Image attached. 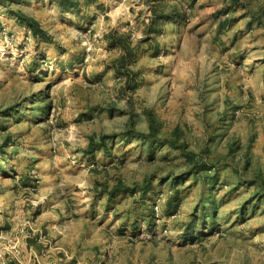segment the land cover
Masks as SVG:
<instances>
[{
    "label": "rangeland",
    "instance_id": "1",
    "mask_svg": "<svg viewBox=\"0 0 264 264\" xmlns=\"http://www.w3.org/2000/svg\"><path fill=\"white\" fill-rule=\"evenodd\" d=\"M0 264H264V0H0Z\"/></svg>",
    "mask_w": 264,
    "mask_h": 264
},
{
    "label": "trees",
    "instance_id": "2",
    "mask_svg": "<svg viewBox=\"0 0 264 264\" xmlns=\"http://www.w3.org/2000/svg\"><path fill=\"white\" fill-rule=\"evenodd\" d=\"M29 20H30V24H31L32 28H33V27L35 28V27H36V24H37L36 21H35L34 19H29ZM34 22H35V23H34ZM34 24H35V25H34ZM34 30H35V29H34ZM41 32L44 33L45 31L42 30Z\"/></svg>",
    "mask_w": 264,
    "mask_h": 264
}]
</instances>
